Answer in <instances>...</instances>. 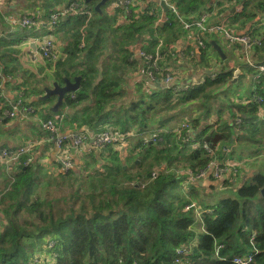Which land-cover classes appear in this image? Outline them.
<instances>
[{"label": "trees", "instance_id": "1", "mask_svg": "<svg viewBox=\"0 0 264 264\" xmlns=\"http://www.w3.org/2000/svg\"><path fill=\"white\" fill-rule=\"evenodd\" d=\"M173 1L185 21L197 20L204 13L212 12L213 0ZM234 3L235 9L238 5L242 9L234 11L226 26L235 33L244 32L248 23L264 16V0H235ZM95 4L94 1L85 3L93 16L86 28L84 47L79 46L80 29L85 22L80 17L76 18L78 24L69 38L67 56L56 62L55 81L60 84L65 77L73 80L81 76L79 90L67 95L59 111L68 107L66 116L81 114L82 125L92 129L105 125L126 134L139 127H172L179 123L177 108L185 106L202 111L191 118L193 126L201 132L198 136L207 137L212 143L237 142L241 150L263 145L264 124L258 123V105L243 102V98L241 102H234L228 90L214 94L233 79V69L222 68L215 78L207 73L186 89H178L180 85H138L130 91L128 71L146 67L136 53L137 46L155 53L162 41L159 52L164 55L170 43H185L183 53L176 51L160 60L162 66L177 67L173 59L176 54L197 60L196 46L199 50L214 49L208 33L197 29L188 33L180 17L170 9L165 10L166 21L160 22L153 5L139 13L134 6L129 13L120 6L109 14L103 7L101 12L96 11ZM222 12L219 11V16ZM119 16L127 22L119 23ZM220 21L209 19L212 24ZM196 34L205 42V47L200 46ZM184 38L196 45H187L181 41ZM261 43L254 51L264 52V37ZM13 44L0 39V100L5 98L4 90L10 85L16 86L17 96L24 92L29 97L27 91L43 81L32 70L28 69L30 73H27L22 68L20 51L10 47ZM259 59V63L254 62L264 64V56L260 55ZM245 69L248 75L256 72L251 67ZM25 76L34 77L30 85ZM260 90L264 97V88ZM214 112L218 127L209 131L210 126L205 123ZM0 114L3 115L2 109ZM228 114L233 119L240 115L242 123L236 127L226 119ZM162 138L156 144L146 145L135 139L138 155L132 165L121 164L119 155L114 153L115 158L108 159L103 170L93 167L88 173H78L74 167L61 171L55 177L56 181H63L62 186V183L58 185V194L36 191L39 164L31 161L26 165L28 156L6 163L12 177L0 188V264H174L177 249L194 235L190 229L195 221L194 210L186 208L192 199L212 212L202 215L206 231L201 233L198 247L188 258L190 264H234V256L247 252L254 255L253 264H264V196L260 192L264 187V173L255 174L250 182L238 186L234 196L224 197L217 203L203 198L202 186L191 183L190 199L181 189L185 176L179 173V168L196 171L205 167L210 158L202 148L189 153L181 150L170 134ZM148 155L152 156L146 167ZM156 166H160V171L152 179ZM50 240H54L51 247ZM43 244L49 251L39 262H34L39 258V251H45ZM217 244L223 245L219 255H215Z\"/></svg>", "mask_w": 264, "mask_h": 264}, {"label": "crops", "instance_id": "2", "mask_svg": "<svg viewBox=\"0 0 264 264\" xmlns=\"http://www.w3.org/2000/svg\"><path fill=\"white\" fill-rule=\"evenodd\" d=\"M71 1L72 0H0V39H4L6 43H11V44L15 43L10 47H14L15 49L20 51L21 65L22 68L27 71V73H30L29 70H31V68L26 64L25 58L23 57L24 47L22 46V42L23 39L28 35H35L38 33H43V34L52 33L54 38L57 40L59 46L63 50L65 57L67 56L68 54L67 45L69 43V38L71 34L75 31L74 29L75 24H78L76 18H80V16H75V15L62 16L59 19L55 28L51 27L48 21L50 20V15L52 14V12L56 10L57 7L61 8V6H66L70 4ZM112 1L113 0H111L107 5L103 6V8L106 7L105 11L109 14L114 13L116 9L120 7L117 4H111ZM134 4H135L134 7H136L135 10L136 13L142 12L146 10V8L149 7L150 5H153L154 9H156L157 13L159 14L160 21L164 22L167 19V12H165L161 4H159L155 0H136ZM234 5L235 3L229 0H213L212 12L209 13L211 14L212 19L216 21L219 19L230 20V18L233 16L234 11L237 9V6L235 9ZM30 9H33V11H31ZM221 10L223 12L219 16V11ZM24 14L37 16L40 20L39 25L41 28L40 29L35 28L31 30L22 29L19 26V21ZM118 22L124 24L127 22V20L122 16H119ZM252 28H254L256 33L264 37V16L258 18L257 22L255 23L252 22L248 23L247 27L243 31ZM207 37L211 39L210 41L214 44V46L223 48L225 52L228 51L230 52L231 48L234 50L236 60L233 61V63H231V66H233L234 62H236L239 64L237 68L239 66L243 67L244 64L246 63L248 56L253 61L259 63L261 61L259 59V56L260 55L264 56V52H262L263 51L262 49L256 51H254L253 49L250 53L248 51L246 55L241 44L229 43L220 33L209 34ZM187 38H184L181 41L186 42L187 45L190 43V45H193L194 47L196 43L192 41L191 42L188 41ZM195 48L197 51V56H196L197 60H195V63L197 64H195V66L188 64V68H185V66L181 67L182 62L188 63L186 58L188 59L190 58L184 54H176L175 56H173L176 65H178L177 67L171 66L172 71L177 73L174 78L175 85L195 83L203 79L204 75L206 74V71L209 70V67L205 66L206 62L201 63L202 62L201 59L204 57V54H207L211 58L213 56H216L215 54L218 55L217 50L215 48H214L215 50L210 47L202 50H199L200 47L198 46H196ZM135 50L136 53H138V50H141V47L137 46ZM211 52H214L215 54H212ZM229 52L224 53L226 54V57H228ZM242 53L244 54L245 57L247 56L243 64L241 62ZM202 67H203V71H202ZM198 69H201L199 73H197ZM221 69L217 70L216 68H212L211 70L218 72ZM182 70H184V74L182 73ZM42 71L43 70H41V72ZM128 72L129 73L127 75L128 77H130L128 84L130 87V91H132L137 84L144 87L146 85H150L151 87H155L157 85L164 87V84L160 80H156V82L149 81L147 76L144 74L143 70H141V67L133 71L129 70ZM248 74L249 73L247 72V70H243L242 74L238 76L240 80L238 81L237 84H234L235 91H233L232 95L229 96L231 99H233L234 102H241L242 98H243V102L247 101L249 97L253 94L254 90L251 87L252 74L250 75ZM18 75L20 74L18 73ZM242 76L245 77V81L243 82V84L239 85L241 83ZM35 77L40 79L43 78L44 82L41 88L38 85L37 88L31 90L28 93L29 98L27 102L37 109L38 114L43 119H48V118L54 119L59 124L61 130L67 133L78 132V131L94 133L105 129L113 130V127L105 128L104 127L105 125L104 126L100 125L97 128H93V129L89 128L86 124L82 125L80 121L82 119L80 118L81 114L66 116L68 107H64L63 109H61V111L55 112L53 110V107L57 102V96H53L47 101L38 100L39 96H41L42 93H45V87H53V83L55 82V73L48 72L44 76L37 74V76L35 75ZM61 84H64V82ZM261 84L262 86L259 88V90L261 89L260 91L262 92V89L264 88V74L262 75ZM15 88L16 86L14 85H10L6 89L4 88L5 98L0 100V105L7 107L10 106L9 101H12L17 96L15 92L17 89ZM42 88H43V92L40 91V89ZM231 88L232 87L228 89V92ZM71 112L77 113L78 111H71ZM226 119L230 120L231 123H234V119L230 118L229 114L227 115ZM260 122L261 120L258 121V123ZM132 131L135 132L137 130L134 129ZM236 132L239 133L237 130ZM261 132L263 133V137L261 138L263 145L261 147H250L241 150V147L238 146L237 142L235 143V145L233 144L234 148L230 156V161L249 159L242 165L236 177H233L231 179L230 175L228 174L226 177L219 180L209 179L203 182L200 191L206 192V194L211 193L212 190L220 193V195H218L217 197L213 196L212 198H210V199L214 198L213 203H217L219 200L229 195L234 196L235 195L234 192L236 191L238 186L250 182L255 176V174L264 173V132L262 129ZM196 134L201 135L199 128L197 129ZM134 139H139V138L138 137L131 138L128 142H125L122 145V147L116 145V146H109L103 150H96L89 146H85L83 148L74 151L71 150L73 148H70V150L67 151L61 149L59 146L56 145L55 141L51 139L49 135L41 128L40 124L36 120V117L17 116L15 118L10 119L8 117L7 118L4 117L3 115L1 116L0 114V150L4 147L15 148V147L23 146L28 142H34V148L32 149L30 155L32 157V162L34 164H39L38 170L40 172H38L37 184H39V182L43 179L42 177L43 173H46L48 176L61 172L60 161L62 158H66V157L71 158L76 163V165L78 164V166L80 164L83 165L84 167L89 166L90 168L95 167L96 169L103 170L105 168V165L108 164V159H110L112 156L113 158H115L114 153H117L119 155L121 164H129L127 162L128 158L129 157L131 158L133 155L134 156L136 155L137 157L138 155L135 150L137 145ZM1 161L2 160H0V165H3V163L5 162L2 161L3 162L2 163ZM8 165L15 166L14 164H8ZM0 170L1 172L4 173L3 168H0ZM5 172H7V170ZM8 174L10 175L11 178L12 175L10 173ZM0 177H3V183L1 186L3 187L4 182L7 179V176L1 175ZM9 179L7 180L9 181ZM1 180L2 179L0 178V183ZM218 198L219 200H217Z\"/></svg>", "mask_w": 264, "mask_h": 264}, {"label": "built area", "instance_id": "3", "mask_svg": "<svg viewBox=\"0 0 264 264\" xmlns=\"http://www.w3.org/2000/svg\"><path fill=\"white\" fill-rule=\"evenodd\" d=\"M159 4L161 1H165L169 9L172 10L176 15L179 16L177 6L173 0H155ZM235 0H232L234 2ZM136 0H119L117 2L118 6H122L126 12H130L131 6H134ZM242 6L238 5L237 10H241ZM75 15L85 18L84 25L81 27V43L80 47H84V38L86 36V28L89 20L93 16V12L86 8L84 0H72L70 4L66 6H61L58 10H55L50 15V25L54 27L57 25L59 19L62 16ZM180 17L183 23L184 29L190 33L193 29L199 30L201 33L215 34L220 33L223 37L230 41L232 44H241L246 55L255 48L260 46L262 43V36L255 32L254 28L246 30L242 33H235L233 30L227 28L226 19L221 20L218 23H209L211 17L210 13H204L199 19L193 21H185ZM160 21V19H159ZM162 22V21H160ZM40 24V20L32 15L24 14L20 21L19 26L22 29H35L37 25ZM197 39L201 47H205V42L199 38L196 34ZM162 41L157 45V50L155 53L147 52L146 50H139L138 55L144 60L146 67L144 71L149 81L154 82L156 80L163 81L166 86H176L174 84V72L170 67H165L160 64V60L163 59L167 54L174 55L176 51L183 53L186 50V45L182 42L170 43L168 50H165L164 55L160 51L162 46ZM22 46L23 57L25 58L26 64L31 68L33 73L40 74L44 76V72H54L56 67V62L59 59L65 57V54L61 47L59 46L57 40L54 38L52 33L43 34L38 33L35 35H28L23 39ZM247 57V56H246ZM248 67L254 68L256 70L251 77V87L253 88V94L249 97L247 102L256 103L259 107V119L264 120V108L262 103L264 102V97L260 94L259 88L261 86L262 75L264 74V64H256L250 57H247ZM43 68V69H42ZM238 73L234 76L242 74V69L237 68ZM41 70H43L41 72ZM212 77L215 78L217 72L212 71ZM177 86L178 89H186L190 83ZM74 97V95H72ZM10 106L6 109L2 105V114L4 117L10 119L17 116L24 117H36V120L40 124L41 128L53 139L57 146L63 150L69 151L70 148L80 149L85 146H89L96 150H103L109 146L122 147L125 142H128L131 138L138 137L141 140L142 145L148 143H154L162 141L164 134H170L173 136L175 143L181 150L191 152L196 148H202L207 157L210 158L208 164L196 171H191L188 169H180L179 173L184 175V180L180 183L183 193L189 197L190 184H197L199 182H204L209 179L219 180L226 177L228 174L231 179L236 177L240 171L242 165L248 161L247 160H233L230 161V156L233 152L234 145H226L220 147L219 145L214 146L206 141V138L200 137L196 134V127L187 120L181 125L180 122L172 127H154V128H143L137 131H129L128 133H120L114 130H101L99 132L88 133V132H71L67 133L62 131L59 124L51 118L43 119L37 112V109L27 102L24 98V92L18 94V96L9 101ZM212 124L210 127L214 129L217 124L214 121H209ZM234 123L239 126L242 123V118L240 115H236L234 118ZM134 130V129H133ZM34 148V142H28L23 146L15 148H2L0 150V160L5 163L18 162L22 156H28L25 160V164L28 165L32 161L30 155L32 149ZM209 153V154H208ZM61 171H68L71 168L76 167V163L71 158H62L60 161ZM166 166V165H164ZM166 168V167H165ZM160 171V166L152 171V179L155 178ZM186 208L193 209L195 214V221L190 225V229L193 231L194 235L185 244L179 247L176 251V257L174 258V264H190L188 258L190 255L194 254L195 248L201 241V233L206 231L202 215L206 212L211 213L212 209L201 206L197 200L192 199L186 205ZM222 244H217L215 247V255H219L222 249ZM255 253L257 249L254 248ZM40 259H35L34 262H39ZM234 264H253L254 255L247 252L244 254L236 255L232 259Z\"/></svg>", "mask_w": 264, "mask_h": 264}, {"label": "rangeland", "instance_id": "4", "mask_svg": "<svg viewBox=\"0 0 264 264\" xmlns=\"http://www.w3.org/2000/svg\"><path fill=\"white\" fill-rule=\"evenodd\" d=\"M117 2H118V0H113L112 2H111V4H117ZM110 4V5H111ZM109 5V6H110ZM60 7H57L56 8V10H58ZM31 11H33V9H30ZM103 10H106V7H104L103 8ZM35 17H37V16H35ZM38 18V17H37ZM39 19V18H38ZM48 23L50 24V20L48 21ZM36 28H38V29H40L41 27H40V25H37V27ZM221 51H222V53L224 54V53H228V52H225V50L223 49V48H221ZM263 52V51H262ZM212 54H215L214 52H211ZM218 53V52H217ZM216 56H213L212 58L210 57V56H208V55H206V54H204V57L201 59L202 60V62L201 63H203V62H206V64H205V66L206 67H209V70L208 71H206V74L207 75H212L211 73V69L212 68H216L217 70H219V69H221V68H230V69H233V70H237V66L239 65L238 63H236V62H234V64H233V66H231V63H233V61H235L236 59H235V54H234V50L231 48V50H230V52H229V55H228V57H226L225 59H220L219 58V56H221V54H219L218 53V55L217 54H215ZM225 56H226V54H224ZM13 57H15V56H13ZM222 57V56H221ZM16 58V57H15ZM187 59V61H188V63L187 62H182V64H181V67H184L185 66V68H188V64L189 65H194L195 66V64H197V63H195V60H193V59H188V58H186ZM223 60H225V61H223ZM244 60H246V57L244 56V54L242 53V58H241V62H242V64L244 63ZM240 68H242V71L243 70H246L245 69V67H248V63H247V60H246V63L244 64V66L242 67V66H239ZM144 67H141V70H143V72H144V74L146 75V73H145V71H144ZM136 70V69H135ZM211 70V71H210ZM201 71V69H198L197 70V73H199ZM202 71H203V67H202ZM182 73L184 74V70H182ZM235 73V72H234ZM31 76V75H30ZM36 76H37V74H36ZM233 77H235V76H233ZM237 77V76H236ZM32 78V77H31ZM30 77H27V76H25L24 77V79H29L27 82L29 83V85L31 84V82H32V80L34 79V77L31 79ZM159 80V79H158ZM199 80V79H198ZM245 81V77L244 76H242L241 77V83L239 84V85H241V84H243V82ZM43 82L44 81H41L40 83H39V87L41 88L42 87V84H43ZM154 82H156V81H154ZM165 86H166V84L163 82V81H161ZM139 84H137L135 87H137ZM221 87V86H220ZM230 87H232L230 90H229V92H228V94H229V96H231L232 95V92L233 91H235V86L234 85H232V86H230ZM229 87V88H230ZM228 88V89H229ZM27 89V88H26ZM227 89V90H228ZM227 90H225V91H227ZM215 91H217V90H215ZM224 91V92H225ZM30 91L28 90L27 91V94L29 93ZM43 94H45V93H42V95ZM41 95V96H42ZM24 98H25V100H28V98L29 97H26V96H24ZM177 111H178V115H179V118H177L176 117V119H178V122H180V124H178V125H181L183 122H186L187 120H189V122L190 123H192V119L191 118H193V117H196V116H198V114L199 113H202V111H198V110H195V111H192V110H190V109H186V107L185 106H180V107H178L177 108ZM172 113H176V110L175 111H173ZM227 114V113H226ZM216 117H217V113L216 112H214L212 115H211V117H210V119H209V121H215V119H216ZM211 119H213V120H211ZM209 121H207L205 124H207V125H209L210 127L212 126V124L213 123H211V122H209ZM260 123H262V124H264V120L262 119L261 120V122ZM193 124V123H192ZM158 126V125H157ZM161 127H163V128H167V126H161ZM194 127H197V126H194ZM210 127H209V131H211V130H216L217 129V127H218V123H217V127L216 128H214V129H211L210 130ZM143 128H145V127H139V128H137V130H141V129H143ZM113 130L114 131H117V132H120L118 129H116V128H113ZM197 131V130H196ZM121 133V132H120ZM206 135H207V133H206ZM134 138H136V137H134ZM206 138V141L207 142H209L210 144H212V145H214V146H217V145H219L220 147H223V146H226V145H235V142H231V143H229V144H224V143H222V142H220V141H218V142H216V143H212L211 141H209L208 139H207V137H205ZM135 140V139H134ZM134 140H132V141H134ZM209 154V153H208ZM136 156V155H135ZM134 155L130 158H128V160H127V162L130 164V165H132V163H133V158L135 157ZM151 156L152 155H148L145 159L147 160L145 163H144V166H146V167H148L149 166V160H150V158H151ZM139 161V160H138ZM2 162V161H1ZM3 163V162H2ZM0 168H3L4 169V173L3 172H1V170H0V176L2 175V176H7V179H9L10 178V175L8 174V172H5V169H6V163H3V165H0ZM92 168L93 167H84L83 165H80L79 164V166H78V164L76 165V167L74 168L75 169V171H77L78 173L81 171V172H83V173H88V172H90L91 170H92ZM101 168H103V167H101ZM132 168V167H131ZM179 169H183V168H179ZM136 169L134 168V169H132V171H135ZM38 172H40L39 170H38ZM60 174V172H58L57 174H52V175H48L47 176V174L46 173H43L42 175V177H43V179L39 182V184H37L36 185V191L38 192V193H41L43 190H49L48 192H47V194H58L59 192H60V190H59V187H58V185L59 184H61L63 181H56V179H55V177H57L58 175ZM2 180H1V183H0V188H2L1 186H2V183H3V177H0ZM6 179V180H7ZM5 180V182H4V184L5 183H7L8 182V180L6 181ZM137 184H139V182H137ZM63 185V183L61 184V186ZM64 185L67 187V185H66V182H64ZM200 193L202 194V196H203V198H206L210 203H213V201H214V198L213 199H210V198H212L213 196L214 197H217L218 195H220V193H218V192H215L214 190H212V192L211 193H207L206 194V192H202V191H200ZM44 194V193H43ZM222 196V195H221ZM220 196V197H221ZM224 196V195H223ZM47 197L48 198H51V196L50 195H47ZM219 197V198H220ZM219 198L217 199V200H219ZM50 247L54 244V240H50ZM42 246H45V251H39V253H40V255H39V259L40 258H44V256L45 255H47V251H49V248H47L46 247V245L45 244H43Z\"/></svg>", "mask_w": 264, "mask_h": 264}, {"label": "water", "instance_id": "5", "mask_svg": "<svg viewBox=\"0 0 264 264\" xmlns=\"http://www.w3.org/2000/svg\"><path fill=\"white\" fill-rule=\"evenodd\" d=\"M95 2V10L98 12H101V9L103 6L107 5L111 0H84V2L91 3ZM161 6L164 8V10H168L169 6L165 1L160 2ZM214 48L217 50L219 54H221L222 58L225 59L226 56L222 53L221 48L218 46H214ZM238 73V69L235 70V74ZM239 81V77L235 76L233 79L227 81L224 85L216 89L217 91H214V94L224 92L227 90L230 86L237 84ZM80 82H81V76H76L73 80L69 78L64 79V84H60L59 82L55 81L53 83V87H45V94L40 97L41 100H47L53 96H57V102L55 103L53 110L55 112H58L60 107L64 104V101L67 97V95L71 92L77 91L80 88ZM164 87H166L164 85ZM76 150V149H71ZM199 185H203V182H199ZM261 194L264 196V187L261 189Z\"/></svg>", "mask_w": 264, "mask_h": 264}]
</instances>
